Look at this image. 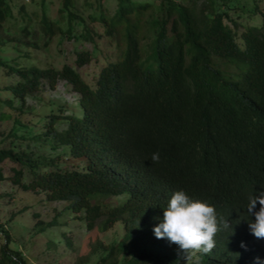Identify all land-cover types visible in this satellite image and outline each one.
Here are the masks:
<instances>
[{"label": "trees", "instance_id": "1", "mask_svg": "<svg viewBox=\"0 0 264 264\" xmlns=\"http://www.w3.org/2000/svg\"><path fill=\"white\" fill-rule=\"evenodd\" d=\"M51 1L39 0L32 15L17 0H0V69L14 78L0 86V107L22 111L28 95L60 80L77 94L71 111L61 106L44 124L54 147L65 149L52 165L39 170V160L0 147V162L11 158L33 174L25 182L23 168H14L13 183L68 203L88 229L108 231L120 221L123 235L95 264L264 258V238L250 232L254 217L245 210L249 194L264 190V0H116L113 10L105 0H83L87 14L76 0H57V17L49 15ZM39 32L95 48L78 50L75 63L60 69L24 64L19 59H31L30 49H41ZM97 39L108 40L115 54L96 53ZM8 45L16 56L5 55ZM94 61L98 70L86 80L79 68ZM66 157L85 164L64 166ZM5 178L0 167V182ZM180 190L217 216L215 246L195 260V250L184 253L153 234ZM2 232L0 264H28Z\"/></svg>", "mask_w": 264, "mask_h": 264}, {"label": "rangeland", "instance_id": "2", "mask_svg": "<svg viewBox=\"0 0 264 264\" xmlns=\"http://www.w3.org/2000/svg\"><path fill=\"white\" fill-rule=\"evenodd\" d=\"M26 6L29 14L39 13V0H17ZM83 0H76L81 11ZM145 1V0H135ZM157 1V0H146ZM57 0L49 4V15L57 17ZM105 6L113 10L117 5L116 0H105ZM84 14H87L84 11ZM34 22L33 28L38 29ZM8 25H13L8 22ZM12 32H15L12 29ZM40 34L41 49H30L31 59H19L24 64L36 63L39 65H51L60 69L65 64H74L77 51L86 49L92 51L95 47L89 41H75L65 35H57L52 39ZM19 33L14 36L18 37ZM98 40V39H97ZM46 42V43H45ZM115 54L112 51L110 42L106 39L98 40L96 53ZM5 55L16 56L10 45H8ZM97 58V57H95ZM97 61L90 65L79 68V71L86 80L93 78L94 72L98 70ZM14 78L7 76L4 70L0 69V86L11 83ZM77 94L64 80H60L55 89L43 85L42 89L28 95L22 107V111L13 110L9 107H0V141L1 146L12 148L20 155H28L31 160H39L41 165L39 170L46 164H53L52 160L57 154H62L65 149L61 146L54 147V140L45 134V123L52 111L61 106H68L71 111L75 104ZM19 106L20 104H15ZM7 117L2 118L3 112ZM10 142L12 144H10ZM64 166L80 164L82 168L85 158L66 157ZM76 166V165H75ZM6 178L0 182V246L5 244L6 238L2 232L8 235V247L13 252L19 253L28 264H95L108 246L114 243L124 233L123 225L119 221L110 230L101 231L96 228L88 229L86 221L76 215L66 202H52L45 198L43 192L38 193L32 190H24L16 186L11 177L14 176V168H23V180L30 181L33 174L29 168L21 163L6 158L0 162ZM195 250L192 254L193 260L197 258ZM192 260L184 264L191 263Z\"/></svg>", "mask_w": 264, "mask_h": 264}, {"label": "clouds", "instance_id": "3", "mask_svg": "<svg viewBox=\"0 0 264 264\" xmlns=\"http://www.w3.org/2000/svg\"><path fill=\"white\" fill-rule=\"evenodd\" d=\"M158 155L153 154V162L158 160ZM257 202L260 207L257 209ZM245 210L249 220L248 227L256 238H264V190L258 194H249ZM220 223L228 227L227 221L221 219ZM218 231V221L214 207L206 202L189 198L182 190L174 192L163 208V216L158 224L153 227L156 238H166L175 243L184 253L190 250H199L203 253L210 252L215 246L213 237ZM240 247L246 248L243 241ZM187 258V257H186ZM255 264H264V258L255 257Z\"/></svg>", "mask_w": 264, "mask_h": 264}]
</instances>
